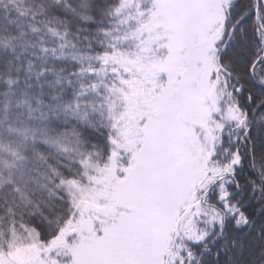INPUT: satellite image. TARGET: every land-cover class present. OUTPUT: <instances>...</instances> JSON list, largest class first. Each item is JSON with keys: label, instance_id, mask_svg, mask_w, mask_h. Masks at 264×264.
Listing matches in <instances>:
<instances>
[{"label": "snow or ice", "instance_id": "obj_1", "mask_svg": "<svg viewBox=\"0 0 264 264\" xmlns=\"http://www.w3.org/2000/svg\"><path fill=\"white\" fill-rule=\"evenodd\" d=\"M0 264H264V0H0Z\"/></svg>", "mask_w": 264, "mask_h": 264}]
</instances>
